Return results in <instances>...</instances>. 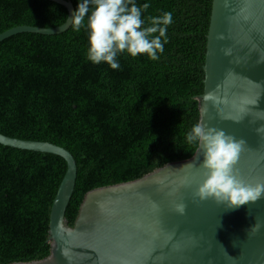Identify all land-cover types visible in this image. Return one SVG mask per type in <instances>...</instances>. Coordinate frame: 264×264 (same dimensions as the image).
I'll list each match as a JSON object with an SVG mask.
<instances>
[{"label": "trees", "instance_id": "16d2710c", "mask_svg": "<svg viewBox=\"0 0 264 264\" xmlns=\"http://www.w3.org/2000/svg\"><path fill=\"white\" fill-rule=\"evenodd\" d=\"M71 1L76 10L83 2ZM133 2L149 5L145 27L149 17L173 15L157 61L124 53L118 70L93 65L86 59V27L55 36L23 33L0 44V133L74 155L70 226L89 191L139 179L191 158L199 147L186 136L200 123L213 0ZM68 16L49 0H0V34L18 26L57 28ZM67 167L60 156L0 144V264L50 253V214Z\"/></svg>", "mask_w": 264, "mask_h": 264}, {"label": "water", "instance_id": "95a60500", "mask_svg": "<svg viewBox=\"0 0 264 264\" xmlns=\"http://www.w3.org/2000/svg\"><path fill=\"white\" fill-rule=\"evenodd\" d=\"M49 1L68 10L65 24L47 31L18 26L0 34V44L23 33L55 36L69 31L73 2ZM204 70L200 123L243 139L238 178L252 185L264 182V134L256 131L264 127V0H213ZM209 94L220 103L206 99ZM242 99L257 103L241 113ZM0 144L54 154L68 165L51 209L50 253L9 264H264V197L235 210L212 199L200 201L195 196L204 179L200 146L191 158L89 191L70 226L66 213L78 178L74 155L50 142L2 133ZM181 202L184 215L174 211V204ZM257 223L259 231L253 233Z\"/></svg>", "mask_w": 264, "mask_h": 264}, {"label": "clouds", "instance_id": "9594fccd", "mask_svg": "<svg viewBox=\"0 0 264 264\" xmlns=\"http://www.w3.org/2000/svg\"><path fill=\"white\" fill-rule=\"evenodd\" d=\"M90 4L93 7L89 15ZM148 7V4L137 6L133 0L80 2L71 19V28L79 32L82 27H86L88 32L86 59L93 65L106 63L112 70L120 68L117 56L124 53L132 58L146 55L150 60L157 61L168 42L166 33L168 26L173 23V15L171 12H165L159 17H149L150 26L145 27L142 13ZM206 99L220 103L211 94ZM255 103L257 102L242 99L239 111L244 113L247 105ZM241 121L237 120L236 123ZM256 131L259 135L264 134V127ZM186 140L189 144H199L203 149L201 167L204 170V179L195 192L200 201L212 199L217 204L235 210L243 205L254 204L264 197V182L247 184L238 178L235 171L246 145L243 139L236 140L233 136L226 135L223 130L206 128L203 124L197 123L188 132ZM185 210L184 203L174 204V211L177 214L184 215ZM259 228L260 224H255L252 232L259 231Z\"/></svg>", "mask_w": 264, "mask_h": 264}]
</instances>
